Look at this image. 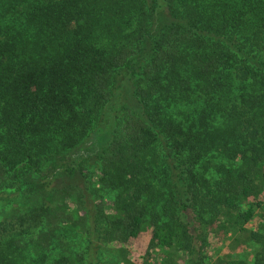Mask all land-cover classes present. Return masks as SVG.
<instances>
[{
  "label": "trees",
  "instance_id": "trees-1",
  "mask_svg": "<svg viewBox=\"0 0 264 264\" xmlns=\"http://www.w3.org/2000/svg\"><path fill=\"white\" fill-rule=\"evenodd\" d=\"M262 189L264 0H0V264H181L202 224L264 264Z\"/></svg>",
  "mask_w": 264,
  "mask_h": 264
},
{
  "label": "rangeland",
  "instance_id": "rangeland-1",
  "mask_svg": "<svg viewBox=\"0 0 264 264\" xmlns=\"http://www.w3.org/2000/svg\"><path fill=\"white\" fill-rule=\"evenodd\" d=\"M89 181L90 180L88 176L85 177L79 172H76L73 175L59 173L53 178L52 185L60 186L62 184H73L85 188L89 184ZM259 198L264 201L263 189L259 194ZM190 224L194 225L193 223ZM202 225L204 226L199 225L196 230L190 229L188 226L189 231L195 234L192 244L193 250L184 251V257L181 264H217L218 260L220 259H243L252 255L255 245L252 241L247 239V236L245 235L246 233L232 235L231 232H227L224 236L222 230L214 228L216 226H212L211 228L207 229L205 224ZM261 225L264 226V209H258L254 218L246 224V227L254 229L259 228ZM202 227L205 228L202 229ZM148 239L149 233L143 232L138 238L130 239L128 243H123L124 247H126L128 251L126 255L127 259L139 263L144 256ZM69 242L70 245H72V247L78 251L85 250L90 244L84 237H78L72 240L70 239ZM92 244L94 243L89 245L90 259L95 264H123V261L118 262L116 254L112 252L115 249L110 250L111 248L120 246L118 242L112 241L108 244H105L103 241H98L95 247H92ZM149 255V264L160 263V256H162L160 254V249L156 248L152 250Z\"/></svg>",
  "mask_w": 264,
  "mask_h": 264
}]
</instances>
